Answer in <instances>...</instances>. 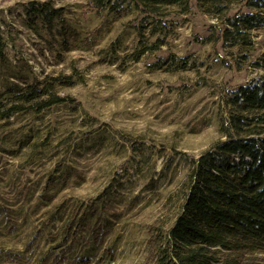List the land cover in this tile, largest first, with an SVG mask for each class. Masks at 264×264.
<instances>
[{"label":"rangeland","instance_id":"374dc122","mask_svg":"<svg viewBox=\"0 0 264 264\" xmlns=\"http://www.w3.org/2000/svg\"><path fill=\"white\" fill-rule=\"evenodd\" d=\"M27 1L0 0L8 57L0 70L17 69L24 58L39 78L61 72L73 74L77 83L57 90L70 103L0 121V218L10 209L20 225L26 212L19 238L24 240L52 204L102 200L110 206L106 244L114 255L93 264H156L146 247L148 231L171 214L163 201L184 179L190 157L219 137L231 90L264 75V26L250 30V47L224 46L209 26L218 21L194 6L184 12L175 5L164 8L161 18L170 28L157 21L151 32L155 20L140 21L137 12L97 17L82 11L86 0H53L64 7L78 38L76 48L57 55V44L50 49L20 24ZM87 37L97 43L85 47ZM159 38L165 43L158 49L140 53ZM156 149L163 154L157 157ZM63 166L70 172L67 181L45 191L49 176Z\"/></svg>","mask_w":264,"mask_h":264},{"label":"trees","instance_id":"16d2710c","mask_svg":"<svg viewBox=\"0 0 264 264\" xmlns=\"http://www.w3.org/2000/svg\"><path fill=\"white\" fill-rule=\"evenodd\" d=\"M173 5L183 12L194 6L218 21L209 26L216 29L215 37L224 46L250 47V30L264 26V0H86L82 11L112 18L137 12L140 21L155 20L151 24V32H155L157 21L170 28L169 20L161 15L164 8ZM19 19L50 49L57 44V55L76 48L78 38L64 7L53 0L27 1ZM7 32L13 40L11 29ZM83 40L85 47L97 43L93 37ZM163 43L165 38H159L143 45L140 53L158 49ZM5 46L0 28L1 65L8 62ZM116 49L113 47V51ZM16 66L14 70H0V121L72 101L59 96L57 90L74 86L77 80L73 74L47 73L39 78L24 58ZM227 105L231 108L227 117L220 118L217 140L190 157L184 179L164 198L163 205L171 211L168 219L148 231L146 247L153 252L156 264H264V75L231 90ZM123 138L132 143L129 137ZM156 150L157 157L163 154L164 150ZM59 169L56 177L49 176L45 191L67 181L68 168ZM95 202L85 204L79 198L69 202L64 198L52 204L44 210L36 230L28 232L24 240L19 238L26 227L27 213L22 211L17 225L7 209L0 218V263L93 264L108 260L114 255L112 244H106L112 223L105 214L110 206L102 200L99 205H93ZM72 206L75 211L69 210Z\"/></svg>","mask_w":264,"mask_h":264}]
</instances>
